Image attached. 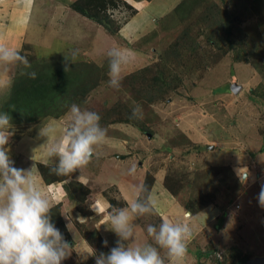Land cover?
<instances>
[{
    "label": "rangeland",
    "instance_id": "rangeland-1",
    "mask_svg": "<svg viewBox=\"0 0 264 264\" xmlns=\"http://www.w3.org/2000/svg\"><path fill=\"white\" fill-rule=\"evenodd\" d=\"M51 1L54 0L35 1V6L26 35V38L31 46L25 47L21 51L22 54L27 56L31 67L25 68L20 64L13 66L12 71L14 72V75L6 88L8 90L7 92H10L11 85L16 77H22L19 75L30 78L29 76L23 74L25 72L34 71L36 73L44 71L45 73H54L59 64H64L65 57L71 60V53L73 50H65L67 43L72 44V42H77L79 45L83 46V43L89 42L93 36V32L84 28L79 33V35L84 36L83 39H74L73 36L76 35V32L80 29V24L74 23L72 18L69 20L70 22L68 20H64V26H61L60 31H58L56 29L57 27L55 28L52 23L53 19L57 18L58 15L52 16L53 8L51 6H53V3H51ZM178 1L180 0H176V2ZM239 1L240 0H203L199 8L200 10L195 9L191 13L192 15L189 14V16L183 19H180L181 16H177L178 13L175 11H173V14L171 13L170 16L167 15L160 20L153 18V22H159V25L158 28L156 27L149 30L150 34L148 39L151 44L148 47L139 48L138 51H140L136 54L139 56L141 55L140 52H143L146 57H152L154 58V61L156 60V62H159L161 60L160 58H163L165 54L164 52H171L170 46L185 28L196 31L203 25L199 12L204 10L211 15L209 17H205V21H207V23L210 21L213 23L221 21L223 24L224 20H222L220 13L226 12L229 16L239 14L240 8H237ZM125 2L132 3L133 9L135 10V13H137L140 5L134 4H138V0H129ZM163 2H165V4H169L170 2H173V0H155L156 5ZM119 9L123 8L118 7L116 10L110 9L108 12L117 19L115 15ZM128 14L129 12L127 9L123 10V16L120 17V19L123 20L122 18L127 17ZM256 16L245 21L243 26H250L251 24L253 26V24L257 22ZM164 19L165 21L162 25H160L161 21ZM197 19L201 22V24H197ZM154 25L155 24H152L151 27L153 28ZM54 29L57 31L56 34L53 32L55 31ZM156 29L158 34L155 36L154 34ZM248 30L251 34H254L251 28H248ZM259 33L262 37H264L263 23H261V30ZM202 38H197L195 41V43L197 41L199 42L200 47H196V44L192 43L194 45L191 47H193V50L196 52L193 53L191 60H189L185 51L181 49V52L184 51V54L181 56L183 60L186 62L189 60V63H192L190 61H193V63L198 62L197 65H201L203 62L208 63L209 65L216 61L218 55L221 56L222 52L211 54L214 51L212 50V45L210 43L208 44ZM219 44L224 47L226 42L220 41ZM112 46L113 44L111 41H104L101 53H103V49L105 51H109ZM126 47L131 46L127 44ZM74 48L76 50H81L78 45H75ZM150 49L152 51L149 52ZM98 56L99 57L94 59H102L100 54ZM231 56V53L227 54L225 56L227 60L221 62L222 67H225L224 71L236 74L234 77L230 75V80L228 82H233L232 79H235L234 81L241 79L242 83H246L249 86L252 83L251 80L249 79V81H246L248 79L243 80L242 78L249 77V75L251 76L253 75L252 73L255 74V72L259 74V83L256 87H254L255 89L245 95H242L241 97L231 96L216 99L211 94L210 91H212V89L216 90L218 88H222L224 82L226 81L224 80L223 82L220 79L222 72L221 69H216L214 66L215 64L213 65V72H207L206 69L199 74L196 71H188L186 64L181 67L180 64L174 63L172 59H163L162 62H165L168 68L172 69V74L176 75V79L182 82L183 86L178 89L179 87L175 84L176 89L174 92L171 94L169 93L168 96L166 95L165 97H161L162 94H155V92H153L152 97H154V99H152V102H155L153 104H151L148 99L140 98L139 95L133 97L135 90L136 93H138L140 89L145 88L141 80L137 81V84L134 85L129 84L130 80H126L125 82L122 81L119 90L110 87L107 80L101 81L98 88H94L95 91H90L85 97L77 98L75 102L82 108H87L92 111L100 108L101 106L99 105L102 102L112 105L116 103V101L122 102V105H124L127 110L132 111V107L135 102L143 108V119L139 120H141L142 125L146 127V129L150 130L151 135H155L157 138L162 137L164 140L168 139L171 143L174 141L177 142V144H175L177 147H172L169 152L160 150V148L157 147L152 149L153 152L139 156V159L137 160L142 161L146 167L147 173L143 184L151 183L150 178H153L151 177L152 172L156 173L159 170H162L163 172L165 171L166 177L164 181L168 187H165V184L164 187L172 190L176 188V195L179 197H174L177 200L179 198V202H183L185 204L187 199L196 195V198L198 197V199L202 200L199 202L202 207L214 211L213 215L210 212H207L209 220H207L206 217L205 220L209 222L208 225H205L206 222L202 220L204 215H201L200 220H198L200 226L198 225L199 227L197 228H203L195 233V238H193L192 242L194 244V250L196 251L197 249L201 253L200 257L195 259L193 263L190 264H213L212 258L215 259L214 264L217 262H221V264H243L245 261L264 257V208L260 207L257 200L261 186L264 185V176H262L263 174L261 171H264V152L256 153L251 147L248 151L246 148L243 149L241 147V149L235 152L236 154H241L242 152L243 154L246 153L244 154L246 155L244 168H246V172L248 173L247 179H245L243 173L239 170L236 171L232 168V166H229V170L226 168L224 169V166L226 165L221 161V158L225 155V151L221 150L220 146L215 147L214 145L212 149H215V151L212 155L209 151H207V149H205L204 146L201 145L202 143H200L197 139H194L200 138L202 135L206 137V134H202V130L204 129V126H206L204 124H207L209 121L221 123L223 129L231 134V138L233 136L232 140H235L236 144L240 142L242 136L249 135L250 132L248 130L251 131L255 126L259 137L262 138V141L264 139V98L255 93L252 94L261 85L264 86V81H262V79L264 80V74L258 72L249 61H240V63H243L245 66L250 65L251 69L244 71H239V69H237V72H235L234 69L230 70V67L234 63H237L233 61ZM95 61L97 60L90 62L85 61L84 58L82 60L76 59L75 62L71 64V68L83 69L86 66L85 64H88L87 66L92 67L91 69H96L97 73L104 75L105 73L107 74L108 69H106V65L104 67L105 63L101 62L98 65ZM220 61H218L219 65ZM44 68H47L48 70H45ZM124 74L125 72L123 71V77L126 76ZM203 74L204 77L202 78ZM237 74L239 75L237 76ZM260 80L262 82H260ZM152 85H149L148 87H152ZM226 87H228V85H226ZM262 90L264 92V88H262ZM57 93L58 92H54L53 95ZM194 93H197L199 97H197L198 95H195ZM5 96V100L2 102L0 101V112H2L5 102L8 101L10 97L9 93H5ZM170 97H172L171 100L173 102H170V100L169 102L167 101ZM158 98L160 99L158 100ZM250 98H252L254 103L250 100ZM255 101H258L259 108L255 105ZM54 106H57V104L54 103ZM25 107L26 109L28 108L25 112L27 115H29L27 112H33L35 110V105L33 106L30 103H26L21 110L22 112ZM60 110H62V113H66L68 111V104H63L62 107H60ZM61 112L59 111V115ZM152 112L154 115L149 114ZM18 115L20 118L23 117V113H19ZM250 115L257 116L261 119L258 121L259 126L251 121ZM51 118L52 117L40 119L39 122H36L35 124L37 125L38 123L45 121V119ZM148 118L149 122L152 121L150 125L149 123L147 125ZM35 124L31 125L24 121L18 125L12 124L13 128L10 130L13 131L14 135L5 146L8 149L9 155V146L12 148L15 145V142L18 140L17 136L20 134H26L28 131H35ZM183 128H186L185 130H187V132L184 131ZM204 131L207 135H210L208 133H212L209 127L208 131H206V129ZM29 138L31 137H26V140H31ZM23 140H25V138L21 140V143ZM22 145L25 149L28 148L26 141L22 143ZM172 146L174 145L172 144ZM218 154L219 157L217 158ZM227 154L229 155L230 152L227 151ZM230 170L232 172H230ZM227 173H230V177H228ZM224 176L228 178L224 179ZM153 184L154 179L151 183L150 191ZM171 195L173 194L171 193ZM140 199L141 202H145L146 198L144 193L140 194ZM74 206L76 208L75 203ZM224 209H227L225 210L227 211L226 215H220V212ZM218 210H220V212ZM217 211L219 214H217ZM142 219L143 216L138 218V220L143 222ZM192 224L195 226L196 222ZM146 226L147 225L145 223L144 227H141L146 229ZM79 232L81 237L86 239L84 237L85 233L93 231L90 228H87L86 231H82L79 228ZM87 242L89 245L88 248L93 251L95 256L99 255L98 250L100 247L98 245V240L91 238V240H87ZM210 250L214 251L209 256H205V252H209ZM190 255L191 254H188L185 259L187 264L188 260H191ZM239 257L247 260L244 262L238 261ZM69 261L66 264H70Z\"/></svg>",
    "mask_w": 264,
    "mask_h": 264
},
{
    "label": "crops",
    "instance_id": "crops-1",
    "mask_svg": "<svg viewBox=\"0 0 264 264\" xmlns=\"http://www.w3.org/2000/svg\"><path fill=\"white\" fill-rule=\"evenodd\" d=\"M35 1L36 0H0V42H3L8 47L15 48L20 51H22L25 47L31 46L26 38V35L30 18L35 6ZM55 1L56 0L51 1V3H53V6H51L53 8L52 16L58 15V17L54 18L52 23L55 28L57 27L56 29L58 31H60L61 26H64V20L69 21L72 18L74 23L80 24V29L76 32L77 34L73 36L74 39H83L84 36L79 35V33L84 28L93 32V36L89 42L83 43V46L79 45L77 42H72V44L67 43V46L65 45V50H76L74 47L75 45H78L81 50H78L76 59L82 60L84 58L85 61L90 62L97 60L95 62L98 65L101 62L105 63L108 60V52L113 48L130 50V60L126 65L123 66V71L125 72L124 75L126 76L136 73L143 67L156 62V60L154 61V58L146 57L143 52H140L141 55L139 56L136 53H139V48L148 47L151 44L148 39L150 34L149 30H152L156 27L158 28L159 25V22H153V18L160 20L167 15L170 16L171 13L173 14V9L176 7V5L181 2V0L178 2L173 0V2H170L169 4H165V2H163L156 5L155 0H138L139 3L134 4L140 5L137 13L121 23L117 34L110 35L102 26L71 11L69 9V4L75 0ZM127 3L133 6L132 3ZM115 16L117 18L122 17L123 10L119 9ZM164 21L165 19L161 21L160 25H162ZM152 24H155L153 28L151 27ZM53 32L54 34L57 33L56 30ZM157 34L158 32L156 29L154 35L156 36ZM104 41H111L113 46L109 49V51H105L103 49V53H101ZM127 44L134 48L126 47ZM150 51L152 50L150 49L149 52ZM99 54L102 56V59H94L99 57ZM226 60L227 58L224 57L220 61V65L217 64L215 66L216 69H221L222 73L220 75V79L223 82L224 80H226L225 82H228L230 80V75L233 77L236 75L234 73L231 74L228 71H224L225 67H222L221 62ZM13 66L14 65H0L1 102L6 98L5 93H9L7 92L8 90L6 88L8 87V84L14 75V72L12 71ZM249 66H245L243 63L237 62L230 67V70L234 69L235 72H237V69H239V71H244L251 69V66ZM207 72H213V67L207 69ZM239 74H237V76ZM252 74L253 75H249V77L242 78L243 80L248 79L246 81H249V79L251 80L252 83L249 86L246 83H242L241 79H237L236 81H234L235 79H232L233 82H224L222 88H218L216 90L212 89L210 92L216 99L231 96L241 97L242 95L254 90V87H256L259 83V74L256 72L255 74ZM203 77L204 75L202 78ZM105 80L108 81V75L102 79V81ZM262 81L264 80L262 79ZM262 81L260 80V82ZM226 85H228V87H226ZM182 86L183 85H181L178 89L182 88ZM96 88H98V86ZM95 89H93L92 92L95 91ZM194 94L198 95L197 93ZM197 97H199V95ZM171 98L172 97H170L167 101L169 102L170 100L171 102ZM258 104L259 103L257 102L255 103V105L259 108ZM109 105L111 104L102 102L99 105L101 107L97 108L95 111H99ZM67 113L68 111L58 118L45 119V121L40 122L37 125L35 122L30 123L31 125L35 124V131H28L26 134H20L17 136L18 140L15 142V145L12 148L9 146L10 157L15 161L14 166L17 168L31 169L33 167L34 176L38 185L43 191L46 192L54 205L60 206V212L68 232V239L70 237L69 240H66L73 247L71 255L66 260H64L62 264H66L69 260L70 264H95V255H93V251L88 248L89 245L87 240L81 237L79 228L82 231H86L87 228L97 231L103 241L107 239L108 250L114 247L118 237L114 232L108 230L107 228V226H110L108 223L109 213L111 211V207H127L137 195L133 186L144 183V178L147 173L146 167L142 161L137 159H139V156L141 155H146L153 152L152 149L157 147H159L160 150L169 152L172 147H177L175 145L177 142L174 141L171 143V141H168V139L164 140L162 137L157 138L155 135L145 134L131 124L117 123L106 126L107 138L105 142L97 148L98 157H93L92 162L86 168L77 170L75 173L70 175L71 180L81 183L89 190V194L85 197L83 203L86 213H81L75 208L74 202L67 197L63 186L64 182H55L45 185L38 174L36 166L37 164H43L46 166L55 165L56 158H53L49 163H45L47 159L46 150L47 147L51 146L62 137L63 129L68 123ZM149 114L154 115L153 112ZM250 118L252 122L259 126L258 121L261 120L259 117L250 115ZM148 123L149 125L152 123V121L149 122V118L147 125ZM49 124H51L56 129V132L49 138L41 136V129ZM204 125L206 126H204V129L202 130V134H206V137L202 135L200 138L194 139H197L200 143H202L201 145L204 146L205 149H207V151H209L212 155L215 151V149H212L214 145L215 147L220 146V149L225 151V155L223 158H221V161L226 165L224 166V169L226 168L229 170V166H232V168H234L236 171L239 170L243 173V175H245V173H248L246 172V168H244V160L246 159V155L244 154L246 153L243 154L242 152L241 154H236L235 152L241 149V147L243 149L246 148L247 151L251 147L256 153L264 152L260 151L263 141L257 133L256 126L253 127L251 131L248 130L250 134L242 136L240 142L236 144V141L232 140L233 136L231 138V134L223 129L221 123L209 121ZM208 127L212 131V133H208L210 135H207V133L204 131L205 129L208 131ZM183 129L187 132V130H185L186 128ZM261 133L263 134L262 131ZM26 137H31L29 138L31 140L27 141ZM23 138H25V140H23L22 143L25 141L27 142V149H25L21 143ZM45 143L46 145L41 147ZM172 144L174 146H172ZM227 151L230 152L229 155L227 154ZM218 157L219 154L217 155V158ZM133 167H135V174L129 175V169ZM261 171L263 174L262 176H264V171ZM230 172L232 171L230 170ZM151 175V177L154 179L151 193L157 202V206L154 214L143 216V222L138 220L139 217L135 219L134 222L137 225L136 243L138 244L152 242L151 238L147 236L146 229L143 228L145 223L146 225L153 224L158 229L161 218H168L173 222H176L184 219V212L186 210L185 204L183 202H179V198L178 200L175 198L179 196L176 195L174 197V195H171L170 191L164 187L166 172L159 170L156 173L152 172ZM227 175L230 177V173H227ZM228 177L224 176V179ZM111 198L114 199L117 204H119H111L109 200ZM92 207L98 209V212L93 211ZM225 210L227 209H224L221 212L220 210L218 211L220 212V215H226L227 211ZM218 211L217 214H219ZM207 212H210L212 215L214 213V211L204 208L203 211L201 210L189 218L191 224L196 222L195 226L192 224L194 233L200 231L203 228H197L200 226L198 220H200L201 215H204L202 220L206 222L205 225H208L209 222L205 220V217L207 220H209V215ZM78 217L83 218L84 220L79 221ZM193 245L194 244L191 241L188 250V254H191V260H188V264L193 263V261L197 259L196 254L199 252L197 249L196 251L194 250ZM182 264H187V262L184 260Z\"/></svg>",
    "mask_w": 264,
    "mask_h": 264
},
{
    "label": "clouds",
    "instance_id": "clouds-1",
    "mask_svg": "<svg viewBox=\"0 0 264 264\" xmlns=\"http://www.w3.org/2000/svg\"><path fill=\"white\" fill-rule=\"evenodd\" d=\"M129 53L130 50L117 48L108 52V85L114 89L121 87L123 66L130 60ZM77 55L78 50H73L71 60L65 57V72L71 71L70 64L75 62ZM16 64L31 67L27 56L20 50L0 42V65ZM23 74L32 79L36 77L34 71ZM67 119L62 137L46 150L45 163L56 158L50 169L56 175H70L86 168L93 157H98L97 148L107 138V128L101 124L102 117L96 111L72 103L68 107ZM130 119H143L141 105L134 102ZM12 128L10 115L0 113V264H62L71 255L73 247L54 226L51 210L55 205L38 185L33 167L14 166L15 161L5 147L14 135ZM55 132L56 129L49 124L41 129L40 135L49 138ZM128 174L134 175L135 167L129 169ZM244 178L247 179V173ZM133 188L137 195L127 207H111L107 228L118 239L108 253L95 256V264H182L195 235L189 221L192 214L185 210L184 219L176 222L161 218L158 229L153 224L147 225L146 233L152 242L138 244L134 221L137 217L154 214L157 202L146 184ZM141 193H147L145 202H141ZM257 200L264 208V185ZM92 210L98 212L94 207ZM103 244L107 247V239Z\"/></svg>",
    "mask_w": 264,
    "mask_h": 264
},
{
    "label": "trees",
    "instance_id": "trees-1",
    "mask_svg": "<svg viewBox=\"0 0 264 264\" xmlns=\"http://www.w3.org/2000/svg\"><path fill=\"white\" fill-rule=\"evenodd\" d=\"M202 1L203 0H182L173 9V11L178 13L177 16H181L180 19H183L189 16V14H191L195 9H199ZM118 7H122V10L127 9L129 12L127 17L122 18L123 20L120 18L116 19L108 12L110 9L116 10ZM237 8H240V13L234 14L233 16H229L226 12L220 13L222 20H224L223 24L221 21L218 23H213L212 21L207 23V21H205V17H209L211 15L202 10L199 12V16H201L203 25L199 27L198 30L193 31L185 28L170 46L171 52H164L165 54L163 58H160L161 60L159 62L152 63L151 65L143 67L136 73L124 76L122 81L125 82L126 80H130V85L137 84V81L140 80L143 82V86L145 88L140 89L138 92L139 94L136 93L135 90L133 97L139 95L140 98L148 99V101L153 104L155 103L152 102V99H154V97H152L153 92H155V94H162L161 97H165L166 95L168 96L169 93L171 94L174 92L176 89L175 84L178 87L182 85V82L176 79V75L172 74V69L168 68L165 62H162L163 59H172L174 63L180 64L181 67L186 64L188 71H196L201 74L204 70L212 68L214 64V66H216L218 61L222 60L227 54L231 53L233 61H249L258 72L264 74V37L260 34L261 32L259 33L261 30V23L264 25V0H240L237 4ZM69 9L102 26L110 35L117 34L121 23L135 14L133 7L123 0H75L69 4ZM255 16L257 17V22L253 24L254 27L252 24L250 26L247 24V26H243L245 21ZM197 24H201L198 19ZM248 28H251L255 35L251 34ZM197 38H202L208 44L210 43L212 45V50L214 51L211 54L222 52L221 56L218 55L214 63L209 65L205 62L201 65H197L198 62L193 63V61H190L192 63H189V60L193 57V53L196 52L191 46L194 45L192 43H195ZM220 41L226 42L224 47L220 46ZM195 44L196 47H200L198 41ZM181 49L185 51L189 58L187 62L181 57L184 54V51L181 52ZM85 65L86 66L83 69L71 68V71L65 72L63 64H59L54 73H45L44 71L36 72L35 79L19 75L22 77H16L14 80L9 92V100L5 102L2 112L0 113H8L11 117V123L13 125H18L19 123H22V121L30 124L33 122H39L40 119L44 118H58L65 113H62V110H60V107H62L63 104H68L69 107L72 103L76 102L77 98L85 97L90 91L99 85L100 81H102L106 75H108V73H105V75L99 74L96 72V69H91L92 67H88V64ZM105 65L106 69H108V60L105 62L104 67ZM44 69L48 70L47 68ZM149 85H152V87H148ZM262 88H264L263 85L257 88L252 94L255 93L264 98ZM54 92L58 93L53 95ZM159 99L160 98H158V100ZM26 103H30L33 106L35 105V110L33 112H27L29 115L25 113L28 108L26 109L25 107L23 112L21 111ZM54 103L57 104V106H54ZM59 111L61 112L60 115ZM97 112L101 115V124L105 127L109 124L117 123L131 124L143 133L150 134V130L146 129V127L142 125L141 120L130 119L131 113L129 112L131 111L127 110L120 101H116V103L111 106H106ZM19 113H23L22 118L18 115ZM260 151H264V139ZM36 166L38 174L45 185L55 182H64L63 186L67 197L75 203L76 209L79 212L86 213L83 202L85 197L89 194V190L84 185L71 180V174L56 175L51 172L50 169L53 166H46L43 164H37ZM150 179L152 183L153 178ZM151 183H145L149 189ZM164 184L166 187L167 185L165 181ZM168 190L176 196V188L173 190L169 188ZM144 196L146 198L147 193H144ZM109 200L111 204H117L114 199L111 198ZM201 201L202 200L198 199V197L196 198V195L191 196L186 200V210L192 215H195L204 209V207L199 204ZM51 215L54 226L62 232L65 239H68V233L66 231L59 205H55V207L51 210ZM92 231L93 232L85 233V240H91V238L98 240L99 243H97L100 247L98 253H108L109 250L103 245L100 235L97 231ZM213 251L214 250L205 252V256H209ZM200 253V251L197 252V258L200 257ZM245 260L247 259L239 257L238 261L244 262ZM214 261L215 259L212 258L213 264ZM217 263L221 264V262Z\"/></svg>",
    "mask_w": 264,
    "mask_h": 264
},
{
    "label": "water",
    "instance_id": "water-1",
    "mask_svg": "<svg viewBox=\"0 0 264 264\" xmlns=\"http://www.w3.org/2000/svg\"><path fill=\"white\" fill-rule=\"evenodd\" d=\"M243 264H264V257L245 261Z\"/></svg>",
    "mask_w": 264,
    "mask_h": 264
}]
</instances>
